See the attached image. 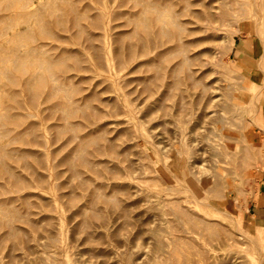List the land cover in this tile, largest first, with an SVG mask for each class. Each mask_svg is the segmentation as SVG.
<instances>
[{"label":"rangeland","instance_id":"obj_1","mask_svg":"<svg viewBox=\"0 0 264 264\" xmlns=\"http://www.w3.org/2000/svg\"><path fill=\"white\" fill-rule=\"evenodd\" d=\"M151 1L154 7L146 9ZM256 2L260 24L249 18L251 3L245 0L239 10L233 7L238 16L230 22L197 34L211 40L195 49L207 48L211 55L193 60L197 84L176 99V74L170 73L176 65L175 41L162 38L153 46L154 35L144 34L137 21L160 13L162 25L175 30L171 11L182 2L0 0V264H165L172 259L176 236L182 241L178 259L170 264H253L255 244H264V128L254 130L247 113L230 120L228 107L232 100H243V93L257 94L264 79L250 58L262 49L258 30L264 29V0ZM233 42L248 52L240 60ZM129 44L132 54L125 57ZM142 44L147 46L143 54ZM48 58L58 63L51 65ZM17 63L27 71H18ZM49 70L52 78L24 83L31 73ZM27 87L36 94L30 96ZM188 105L187 114H175ZM226 121L231 145L247 154L233 161L214 157L211 139L204 137L222 141ZM176 164L197 177L228 173L218 179L217 193L207 194L228 212L214 217L221 228L205 230L196 219L195 231L187 224L176 226L167 204L176 198L169 188L175 180L166 169L176 170ZM237 215L238 225L232 219Z\"/></svg>","mask_w":264,"mask_h":264},{"label":"bare ground","instance_id":"obj_2","mask_svg":"<svg viewBox=\"0 0 264 264\" xmlns=\"http://www.w3.org/2000/svg\"><path fill=\"white\" fill-rule=\"evenodd\" d=\"M249 1L251 3V5L249 7V10H250V12H249V14H250L249 15V18L253 20V23L256 26V25H258L259 20L262 18L259 15L260 13L258 11L259 8H260V4H259V2H256V1H259V0H249ZM179 2H182L183 4L181 6H179L178 8L176 7V11L173 10V9L171 11L174 15L176 14V21L175 20L174 21H171L169 19L171 21L170 23L172 24V27L174 25L175 30L166 28L164 25H162L161 22H165V20L163 19L162 15L160 13H154V15L153 16H149V18L143 17L142 19H140V20L137 21L138 24H140L142 26V28L145 30V33L144 34H146V35H152L153 34L154 35V37L151 40V43H152L153 46L157 47L159 41L162 38H171V39H173L175 41L174 45L172 44L173 45L172 46V49H173V52L172 53L176 54V65L171 70L170 73H171L172 76L176 74L174 76V77H176V79L174 77H172L173 78V82L172 83H174V85L176 86V99L178 97H180V98L186 97L188 95V93H189V87H191V84H194V83L197 84V82H196V75H197V73L199 71V68L195 65L196 64L195 62L193 63V60L196 59L197 55H199V54H204V56L206 55L207 57L209 55H211L210 54V50L207 49V48L195 49V46L196 45L201 44L203 42H208L209 40H211V38L210 39L208 38L209 36H202V37H200L197 34L202 33V32H203V34L204 33H207L208 30H218V29H220L219 27H220L221 24H225V22H230L231 20H229V19H232L231 16H236V17L238 16L236 14L233 15V11H232V10H234L233 7H237V10H239L242 7V5L245 3V0H176L177 5H178ZM153 5H154V2H152V1L151 2H148L147 6H146V9L153 8L154 7ZM195 5H198L200 7V9L191 8V7H194ZM66 8H67V6H66ZM144 9H145V7H144ZM28 13H30V12H28ZM69 13H70V11H69ZM52 14H53V12H52ZM30 16H32V15H30ZM170 17H172V16H170ZM180 18H182V19H180ZM151 22H154L155 23L153 27H151L152 24L150 26V23ZM74 25H75V27L77 26L80 29L78 31H81L82 32V30H81L82 28H81L79 22H77L76 20H74ZM149 26L151 27V29H149ZM45 27H47V26H45ZM260 27L261 26H259L258 28H260ZM27 30H26V32H27ZM78 31H77V33H79ZM258 31H259V36H260V40H261L260 43L262 45L261 46L262 49H261V52L258 55V57H252V58H254V60L256 61L255 63L257 65V67L259 69H261V71L264 74V29L260 28ZM41 32H42L41 34H45V32L43 30ZM27 34H28V37H32V35H33L31 31H29ZM74 37L77 39L78 36L77 37L74 36ZM147 40H148V38H147ZM165 41H167V40H165ZM162 42H164V41L162 40ZM123 43H125V42H123ZM232 44L234 46H237V49H238L237 54H238L239 60L241 59V57H242L243 54H247L248 53V52H246L245 47H243V44L242 43L233 42ZM146 48H147L146 44L140 45V53L143 54L146 51ZM125 50H126V52L124 51L125 52V57H126V53H127V55H131L132 54V50H133L132 49V45L129 44L126 47ZM97 52H99V51H97ZM97 52H96V54L98 55L99 53H97ZM159 54H161V53L159 52ZM169 54H171V53H169ZM115 56H116V54H115ZM45 60L49 64H51V65L58 63V60H55V59H52L51 60L50 58H48V59H45ZM198 63H199V61H198ZM205 64H206V62H205ZM16 68H17L18 71H21V72H26L27 71V68H26L25 64H23V63H17V67ZM155 72H157V71H155ZM168 73H169V71H168ZM53 75H54V73H52L51 70H49L46 73V75H42V74L39 75V74H33V73H31L29 77L28 76L26 77V80H25L24 83L26 85H29L34 80L37 81V82H43V81H45V80H47L49 78H52ZM263 77H264V75H263ZM7 78H9V80L12 83L15 82L14 79L10 75H8ZM259 86H260V88H259L257 94H255L254 96H250V95H248L246 93H243L242 94V97H244L243 100H238V102H236L235 100H232L231 103L229 104V107H228L230 109V111L232 112V117L230 118V120H233V118H235L236 116H239V115H243V114L246 115V113H247L249 115V117H250V118L248 117L249 118V121H250V124H251L250 126H252L254 128V130H256V131L259 130V129H263L264 128V126H263L264 124L262 123V122H264V116L262 114V107L264 105V90H263V88H264V79L259 84ZM27 88H28V92H29V95L30 96H33L34 94H36L37 89H32L31 87H27ZM206 89H207V87H206ZM11 95L12 96H15V92H11ZM48 95L49 96L53 95V92L48 93ZM209 95H210V93H209ZM212 98H213V96H212ZM209 100H211V99H209ZM256 100H258L257 101L258 103H256ZM246 101H248L249 105H247V106L244 107L243 105L246 103ZM61 107H60V109H63L64 108L62 105H61ZM187 108L189 109L190 108V105H188V107L184 108V110L178 109V111L175 114L181 117V115H183L185 113L187 114V112L189 111ZM67 111H70V110H67ZM90 112H91V110H90ZM70 113H72V111H70ZM79 113H80V111H79ZM206 114H204V117L206 116ZM200 117L202 118L203 116H200ZM255 119H257L258 121H256ZM230 125H231L230 121H226V125H223V124L221 125L223 127V128L221 127V129L222 130L225 129L224 132L221 131L223 133V136H221V137H223L222 138V141H217L216 140L217 137L216 138H214V137H207L208 135L207 136L206 135L204 136L205 138L211 139V141H208V143H209L208 145H209V148L211 149L212 155H214V157L216 156L218 158H222V161H223V158L224 159L225 158H229L230 160L233 161L236 158H238L241 155H243L244 153H245L244 155H247L246 152H245V150H242L241 152H240V150L237 151L236 146L231 145V142H232L233 138L231 136V133L230 132H227V131H231L232 130V129H230ZM213 128H214V126H213ZM212 131L214 132L215 130H211V132ZM207 133H209V132H207ZM192 134H194V133H192ZM117 138H119V137H117ZM111 151L112 150H110V152ZM122 159H123V157H122ZM178 159L181 160L179 158V156L176 155V160H178ZM124 160H126V159H124ZM182 160H181V162H182ZM150 161H151V165H152L153 170L158 174L159 171H160L159 164L157 163V161L155 160L154 157H152V159ZM198 164H199V162H198ZM2 166L5 169V171L9 174V177H11V178L15 177V175L13 174V171L9 168L8 165L5 164V162L2 163ZM66 166H68V165H66ZM167 168H168V170L169 169L171 170V173H172L171 175H172V177L175 180L174 181L175 184H170L169 185V188H172V190L174 188V190L176 191V198L173 199V200H168V203L167 204H168V207L170 209L171 214L176 217V226L179 225V224H187L190 227H192L194 229V231H195L197 229V225L195 224L194 220L196 219L197 222L200 224L198 227H202L205 230H210V229L211 230L212 229L214 230V229H216L218 227L221 228V222H219V220L215 219L214 217H216L218 213H222L225 210H222V209L214 206L213 201H211V199H209L210 196H207V194L210 191H212V193H217L216 187L220 184V182H217L218 179H223L225 177H228V173H225L223 175V173H221V172H218V173L215 172V174H213V175L211 174L212 176H210L208 178H206V177L203 178V177H197V176H195L194 173L191 170H189V169H188L189 170L188 171L184 167L183 164H176V170H174V167H172V166L169 167V165H168V167H166V169ZM235 168H233V169H235ZM133 169H135V168L133 167ZM70 170H71V173L72 174H76V170L74 168L70 167ZM131 170H132V168H131ZM205 175H206V173H205ZM207 176H208V174H207ZM152 181H153V179H152ZM211 183L213 185V188H211V189L209 188L208 189V184H211ZM166 187H168V186H166ZM226 187L228 189L229 188L231 189L230 183L228 181H227V186ZM163 201H165V200H163ZM163 201H161V202H163ZM196 210H201V212H203L204 214H206L208 216H211L210 219H206L205 217H202V216H196V214L194 213V211H196ZM226 212L227 211L223 212V214L226 213ZM232 219H234L235 223H237V225H238V221L240 220L239 219V215H237L236 217H233L232 216ZM42 230H43V228H42ZM214 231H212V232H214ZM241 233H242V235H244L246 237V234H247L246 231H244L242 229V232ZM248 236L249 235H247V237ZM253 237H254V235H253ZM156 239H157L156 240L157 243L159 245H162L163 241H161L160 236H157ZM179 240H180V237L176 236V243H175L176 244V248L178 247V244L180 243V241H182V240H180V241ZM164 244H165V242H164ZM255 246H256V249L258 250V253H257V257L251 255V258H252L251 259V261H252L251 263L254 264L255 262H257L258 264H264V244L263 245L262 244L261 245L255 244ZM176 248H173V246H172V248H171V249H173L172 250V252H173L172 259L167 260L165 262V264H170V262L173 260V258H176ZM177 254H180V253L177 252ZM6 256H8V255H6ZM176 259H178V258H176ZM182 262H184V261H182Z\"/></svg>","mask_w":264,"mask_h":264},{"label":"crops","instance_id":"obj_3","mask_svg":"<svg viewBox=\"0 0 264 264\" xmlns=\"http://www.w3.org/2000/svg\"><path fill=\"white\" fill-rule=\"evenodd\" d=\"M249 54H250V53H249ZM259 54H260V53H259ZM250 56H251L250 58H252V57H256V56H252L251 54H250ZM253 59H254V58H253Z\"/></svg>","mask_w":264,"mask_h":264}]
</instances>
